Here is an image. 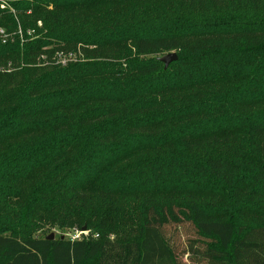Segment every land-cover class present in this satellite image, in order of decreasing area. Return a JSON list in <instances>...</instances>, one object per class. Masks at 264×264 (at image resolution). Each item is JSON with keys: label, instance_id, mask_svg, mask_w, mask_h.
Here are the masks:
<instances>
[{"label": "trees", "instance_id": "trees-1", "mask_svg": "<svg viewBox=\"0 0 264 264\" xmlns=\"http://www.w3.org/2000/svg\"><path fill=\"white\" fill-rule=\"evenodd\" d=\"M8 64L0 264H264V0H0Z\"/></svg>", "mask_w": 264, "mask_h": 264}, {"label": "rangeland", "instance_id": "rangeland-1", "mask_svg": "<svg viewBox=\"0 0 264 264\" xmlns=\"http://www.w3.org/2000/svg\"><path fill=\"white\" fill-rule=\"evenodd\" d=\"M2 33H4V29H1ZM63 52H60V54ZM165 55V54H164ZM75 55L74 54H64L61 56L60 59H62V61H66L68 59H74ZM11 64H8L7 67L6 66H2V68L0 67L1 71H6V69L8 67H10ZM84 227V226H83ZM81 231V230H80ZM79 230L77 231H72V230H67V229H59V228H53L49 231L50 233H54L55 236H65V237H72L75 235V233H80ZM83 236H87L89 237L91 232L90 230H86V229H82ZM168 232L170 235L173 236V238L176 240V245H177V254L179 256L180 261L182 262V264H193V259L190 256L189 252L187 251L186 248V244H187V239L190 237H194V232L192 230V228L188 225H171L170 227H168ZM43 232H40V234Z\"/></svg>", "mask_w": 264, "mask_h": 264}, {"label": "water", "instance_id": "water-1", "mask_svg": "<svg viewBox=\"0 0 264 264\" xmlns=\"http://www.w3.org/2000/svg\"><path fill=\"white\" fill-rule=\"evenodd\" d=\"M177 59V53L176 52H170L167 53L161 57H159V60L164 63L165 68L169 66V64ZM83 229H86L84 226ZM47 239H54L55 235L54 233H50L47 237Z\"/></svg>", "mask_w": 264, "mask_h": 264}, {"label": "built area", "instance_id": "built-area-1", "mask_svg": "<svg viewBox=\"0 0 264 264\" xmlns=\"http://www.w3.org/2000/svg\"><path fill=\"white\" fill-rule=\"evenodd\" d=\"M1 32H2V31H1ZM83 232H84V231L81 230L80 233H75V235L72 236L71 238H72V239L80 238V237H81V234H83Z\"/></svg>", "mask_w": 264, "mask_h": 264}]
</instances>
